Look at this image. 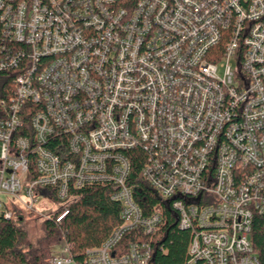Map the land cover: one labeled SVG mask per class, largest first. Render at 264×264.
Listing matches in <instances>:
<instances>
[{"label": "built area", "instance_id": "2783aa9c", "mask_svg": "<svg viewBox=\"0 0 264 264\" xmlns=\"http://www.w3.org/2000/svg\"><path fill=\"white\" fill-rule=\"evenodd\" d=\"M0 24V70L18 71L0 99V220L14 205L61 225L95 184L121 206L100 245L79 258L62 237L48 264H157L164 210L146 212L141 183L192 232L176 264H262L264 0H0Z\"/></svg>", "mask_w": 264, "mask_h": 264}, {"label": "trees", "instance_id": "16d2710c", "mask_svg": "<svg viewBox=\"0 0 264 264\" xmlns=\"http://www.w3.org/2000/svg\"><path fill=\"white\" fill-rule=\"evenodd\" d=\"M3 36L0 24V45ZM1 54V50H0ZM18 71L0 70V99L8 98L14 90V77ZM142 159H133L132 180L139 181ZM111 185L95 184L79 191V198L70 207V213L61 225L53 219L43 222L46 230L36 244L30 241L27 230L22 225L24 212L13 205L15 217L0 220V264H48L47 258L56 250L62 237L74 244V250L79 256L90 246H97L107 237L111 229L120 223L121 206L111 198ZM135 196L146 212L152 205L162 204L164 221L159 237L154 244L157 264H176L185 260L187 247L192 237L190 230L178 226V214L169 201L161 198L150 186L141 183L135 188ZM253 245L260 254L264 264V216H256L254 220ZM130 235L128 239H130ZM164 248L165 251L161 249Z\"/></svg>", "mask_w": 264, "mask_h": 264}, {"label": "rangeland", "instance_id": "374dc122", "mask_svg": "<svg viewBox=\"0 0 264 264\" xmlns=\"http://www.w3.org/2000/svg\"><path fill=\"white\" fill-rule=\"evenodd\" d=\"M219 73H222V70H219ZM4 198H7L6 194H3ZM41 210V208H40ZM40 210H32L31 212L24 213V220L22 225L27 230L29 235V240L34 244L38 242L44 235H46V230L43 225V222L47 219H44V215L40 212ZM43 212L47 215L52 214V209L43 210Z\"/></svg>", "mask_w": 264, "mask_h": 264}]
</instances>
